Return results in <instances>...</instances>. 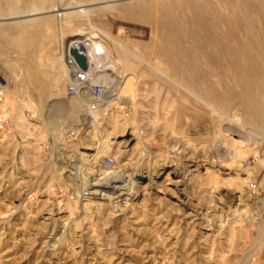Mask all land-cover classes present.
<instances>
[{
	"label": "rangeland",
	"instance_id": "obj_1",
	"mask_svg": "<svg viewBox=\"0 0 264 264\" xmlns=\"http://www.w3.org/2000/svg\"><path fill=\"white\" fill-rule=\"evenodd\" d=\"M246 24L258 39L264 37V0H0V73L15 84L0 103V120L9 117L17 136L0 133V264H264V184L258 185L257 197L248 190L264 173L257 154L264 144L256 138L232 149L233 135L224 130L234 119L243 129L264 136V76H250L253 86L242 91L224 77L225 32L231 30L233 40L247 42ZM20 35L28 37L27 48ZM84 37L102 41L116 75L132 77L126 88L130 93L125 92L129 96L108 111L120 128H111L109 115L102 121L107 155L139 162L138 153L143 152L164 160L179 143L181 156L193 160L212 155L223 165L227 152L222 150L230 148V164L240 176H225L211 166L194 173L187 186L193 199L188 196L185 208L163 182L156 188H165L167 195L148 190L123 215L102 205L82 214L88 199L74 194L78 190L47 156L58 138L37 122L42 106L36 97L38 84L49 99L61 102L67 97L61 56L70 40ZM204 49L212 61L202 54ZM26 101L32 104V118L24 116ZM126 128L142 131L135 147L119 144L127 138L119 137ZM31 134L35 141L29 140ZM218 141L225 148L221 144L215 151ZM80 144L71 141L64 148L86 152ZM244 170L250 176L242 184L245 199L234 218L216 213L222 215L218 227L202 208L222 205L224 183L244 177ZM192 209L202 220L186 217Z\"/></svg>",
	"mask_w": 264,
	"mask_h": 264
},
{
	"label": "bare ground",
	"instance_id": "obj_2",
	"mask_svg": "<svg viewBox=\"0 0 264 264\" xmlns=\"http://www.w3.org/2000/svg\"><path fill=\"white\" fill-rule=\"evenodd\" d=\"M58 11H60V10H58ZM243 33L249 39L247 42H242L240 40H237V41L233 40V33L231 32V30L229 32L227 30L225 32V35H224L225 36L224 37V62H225V64H224V71H225L224 77H226L227 82L229 84H234L236 86V88L240 89L241 91L242 90H249L253 86V82L250 81L251 78H249L250 76H259V75L264 76V37L262 39H258L259 36H257L247 24L244 25ZM80 35H83V33H77L74 36L78 37ZM27 38L28 37H26L24 35H20V37H19V40L23 44L25 43L26 48L28 47V41H27L28 39ZM84 38H87V37H84ZM89 40H91L92 42L85 44V42H84V40H82V38L72 39L69 41V46H70V48L71 47L75 48V50L77 51V53L79 55H81L83 53V54H85V56H87V58L89 56V59L92 61L91 62V65L93 67L92 69L94 70V72L96 74V80L103 82V84L108 83L110 81L109 77L114 75L115 86H118V87L120 86L119 87L120 89L118 91V88H116L115 92H113V91L110 92V94L106 97H111V96H114V97L112 99H109V100L106 99V97H105V99L99 105H102V104L104 105L108 102H109V104H107L106 107L103 109H100L98 107L95 111L88 112V111L84 110V107L82 106V102L80 101V99H77L75 97H70V96H67L65 94L67 97L64 98V100L61 102L57 101V100H52L54 98L49 99V95L47 94L46 90L43 89L44 86L43 87L41 86L42 84L41 85L38 84L39 94L36 97V102L37 103L39 102L42 106L36 120L39 124H41L42 126L45 127L46 132L48 134L56 133V135H57L61 128H66V127L67 128H73L76 126V129L82 130V133H80L81 135H79L80 137L79 138L77 137L75 139V141L79 142V144L81 143L80 145H83V146H80V149H84V150H86V152H84V153L80 152L77 154L76 153H74V154L68 153L66 155V157H67V160L70 162L71 168L67 169L64 172L66 180L72 182L74 187H75L74 189L79 191V193L77 191L74 194H76L77 197H81V199H83V200L88 199L87 202L83 203V208L81 206L82 214H83V212L86 213L87 209L91 210L95 206H101L102 205V206L110 207L111 210L113 212H115L117 215H123L132 207V205H134L136 202H138V200L139 201L144 200L145 194H147L148 190H155V188L158 187L159 185H161V183H163V182H165V186H171L172 187L173 192H175L178 195V199H176V201L179 204H182V206L185 208L187 206L186 203H188V196H191V195L187 194V191H188L187 186L189 185V180L191 179V177L193 178L194 173H199L200 171H206L207 167L211 166L214 168L215 167L219 168V170H221V171L219 172V170H218V172L224 174L225 176H230L231 174L236 175V176H238V175L240 176V174L238 173L239 170L236 169L237 166L234 169V167H232L230 164L232 161L231 160L232 157L228 156V154L230 153L228 149H230V148H227V150L226 149L222 150V151H224V153L227 152V154H225L224 158L220 156L222 153L218 155L221 158H223L222 161L225 162V164H223V165L221 164L223 162L220 163L221 159H220V161H218L219 157H217L218 160L213 159L212 155H211V157H209V156L208 157H202V156L196 157L195 156L196 158H194L193 160L189 159L187 157L185 158L183 155L181 156V154H180V151H182V150H179V145H178L179 143L177 145H174V146L172 145V147L170 146L171 147V148H169L170 153H168V155L166 156V159H164V160L163 159L158 160L160 158L157 159L156 156L149 157V155L147 156L146 153H145V155H142V153H138V156H139L138 159H140L139 162H132L131 159H127V160L122 162L121 160H119L115 157V158H113L114 159L113 165L109 166V167L104 165L103 160H101V161L98 160L99 158L103 159L105 157H111L110 155H107V153H108L107 150L109 147H107L108 144L106 143V134H107V133H105L106 128H104L103 124H102L103 118H105L107 115H109L110 117H112V118H110V120L112 119V122L110 124L111 128L113 130L116 129L117 127L120 128V124L116 120H114L116 115L112 116L111 113L108 114V111L112 109L111 108L112 104L116 105L120 102V98L122 96H125V97L129 96L126 94L127 93L126 91H128V90H126V88H128V86L130 88V82L132 80V77H129V73H128V77H126V79H122L123 77L116 75V73H114V69H113L114 64H113L112 60L110 59V56H109V53H108L106 47H104L103 44L101 43L102 41L98 42V41L92 40V39H89ZM118 45H119V43H118ZM95 49H100L102 51V57H103L102 59L103 60H100L99 57H96L95 60L91 58ZM202 54L206 55V58L209 61H212L213 58L210 56H207V51L205 49L202 51ZM105 60H108V61L105 62ZM63 69H64V74L66 76L64 64H63ZM120 69H121V66H120ZM2 73H0V78L5 83L4 84L5 91L6 92L11 91V93H12L15 90V84L11 79H8V80L5 79L4 75H3L4 73L3 74ZM133 75H135V74H133ZM65 84H66V82H65ZM132 87H134V85ZM6 92H5V94H6ZM122 92H124V93H122ZM23 99H25V98L23 97ZM121 100L123 101V99H121ZM125 101L127 103L130 100H128L126 98ZM133 104H134V102H133ZM23 105L26 107V113H24V116L26 117V119L29 117L32 118L31 114L34 112L32 104L30 102L26 101L23 103ZM10 107H12V106L10 105ZM133 112H134V110H133ZM22 115L23 114H20V113L18 114L17 118L19 121H22ZM100 120H101V122H100ZM228 121H229V123L228 122L226 123L224 130L230 131V133H232L230 135H233V138H231V139L229 138L231 140V146H233L232 149L239 148L240 146L238 145V143H240L242 141H245V142L251 141L252 143H255L256 138H257V140H260L264 144V136L259 135L260 132L257 133V135H256V133L254 131L252 132V131L246 130L247 128L243 129L239 125V123H240L239 120H237L238 122H236L234 119H231ZM122 122H124V121H122ZM112 129H111V131H112ZM129 129H130V127H129ZM131 129H133V128H131ZM110 133H112V132H110ZM218 133L220 134V132H218ZM228 134L229 133H227V135ZM141 135H142L141 130L138 131V129H136V132H135L132 130L129 131L127 129V130H125L124 135L119 136V137H127L126 140L119 142V144H121L122 147H124V148L135 147L137 144L136 136L141 137ZM52 137L53 136H51V138ZM226 137H228V136H226ZM182 139H179V140H182ZM220 141H218V142L220 143ZM189 142L184 143V146H183L184 151H186L185 149L187 147H189V144H190ZM223 142H225V141H223ZM142 144H144V143H142ZM215 144H217V142ZM221 144L225 148V143H224V145H223V143H220V145H216L215 148L213 147L215 149V151H218L219 150L218 148H221ZM53 145H55V142ZM187 149H189V148H187ZM243 149H244V147H243ZM81 151H83V150H81ZM87 151H92L93 153H90ZM209 151H211V150H209ZM70 152H72V151H70ZM257 152H258L257 153L258 155L260 154V156L263 157V158L261 157L262 160L261 159L260 160L264 161V148L260 147L259 149H257ZM184 154H185V152H184ZM196 154L198 156V153H195V155ZM257 154H255V155H257ZM99 155H101V156H99ZM204 155H205V153H204ZM208 155H210V154H208ZM120 157H122V156H120ZM154 157H155V159H154ZM214 157H216V155ZM145 160H146V162H145ZM235 161H237V160H235ZM243 161H246V160H243ZM143 162H145V163H143ZM238 165H240V164H238ZM241 166H242V164H241ZM87 167H89V168L87 169ZM94 167L97 168L95 171L92 170ZM247 170H244V172L242 173L244 175V177L237 178V180L234 183L233 182L232 183H224V189L222 188L223 189L222 191L224 192V193L222 192L223 193L222 195L224 196V202L222 205H219V206L215 205L212 208H208L209 206L202 208V210H204L203 215L210 217L211 220H213L212 222L214 223V225H218V227H219L220 217L222 215L220 213H219V215L218 214L216 215V213H218L220 211H224L223 215L227 216V219L234 218L236 216V210H237L238 206H240L241 200L245 199L243 197L244 196L243 195L244 190H242L245 187L242 188V186H243L242 184H244V182L248 179V177H250L249 171L247 172ZM250 170H251V168H250ZM252 171H253V169H252ZM240 173H241V171H240ZM162 176H164V179H163V181L159 182L158 179L162 178ZM226 181H228V180H225V182ZM262 184H264V173L261 175V179L258 181L257 186L259 185V187H260V186H262ZM219 186L220 185H218V187ZM221 187H222V185H221ZM211 190H212V187H211ZM85 192H86V194H85ZM155 192L161 193L163 195L168 194L165 188H162V191L157 189V190H155ZM249 195H250V193H249ZM192 199H193V197H192ZM258 199H260V198H257V200ZM261 199H263V198H261ZM263 200H262V202H263ZM260 202H261V200H260ZM20 205H22V204L20 203ZM200 205H202V204H200ZM223 208H224V210H223ZM196 209L195 210L192 209L193 211L186 213V217H193L194 220H198V221L202 220V218L198 217V215H200V213H197ZM249 214H251V212ZM257 217H259V216L257 215ZM47 219L54 221V219L51 217H48ZM222 220L223 219L221 218V221ZM167 222H168V220H167ZM169 222H170V220H169ZM195 224H196V222H195ZM208 224H210V223H208ZM223 225L224 224H222L220 226H222V228H223ZM210 227H212V226H210ZM86 231H87V229H86ZM80 234H81V232H80ZM171 236H172V234H171ZM80 239H82V238H80ZM86 244H87V242H86ZM103 247H105V246H103ZM108 251L110 252V249Z\"/></svg>",
	"mask_w": 264,
	"mask_h": 264
},
{
	"label": "built area",
	"instance_id": "obj_3",
	"mask_svg": "<svg viewBox=\"0 0 264 264\" xmlns=\"http://www.w3.org/2000/svg\"><path fill=\"white\" fill-rule=\"evenodd\" d=\"M86 43H91L92 41L88 38H82ZM99 42V41H98ZM96 57H99L100 60H103L102 58V51L100 49H95L94 53L92 55V59L95 60ZM62 60L66 72V84H65V93L67 96L75 97L77 99H80L82 102V106L84 107V110L88 112L95 111L98 107L100 109H103L106 107L108 103L101 104V102L105 99L106 96L110 94V92H115V89L118 88V86H115V80L114 75H112L110 78V81L108 83L100 82L99 80H96V74L94 70L92 69L91 60L89 59V56H85V54L79 55L75 48H70V46H66L64 49V53L62 55ZM108 60H105L107 62ZM110 61V60H109ZM4 82L0 78V103L2 102L4 95H5V88H4ZM114 96L106 97V99H112ZM112 104V103H111ZM116 107L115 104H112ZM111 105V106H112ZM124 116H128V111L124 110L122 112ZM79 131L81 129H76V126L73 128H61L60 131L57 134V142L55 146L51 147V150L47 156L51 161H53L55 164H57L60 169H62L63 173L70 169V162L67 160L66 155L69 153L64 148V143H69L71 141H75L77 135L79 134ZM4 132L6 135H9L10 137L16 138V127L14 123H12L11 119L9 117H4L0 120V133ZM36 137L35 134H31L29 137L30 141H35ZM84 153V152H82ZM92 153V151L90 152ZM142 155H145V153L141 152ZM74 154V153H69ZM77 154V153H76ZM105 166H112L114 159L113 157H105L103 159ZM98 167V166H97ZM89 167H87L88 169ZM97 168H93L92 170L95 171ZM73 170V169H72ZM248 190L250 194L253 196H258V193L260 191L259 187L255 183H251L248 187ZM246 218L258 220V217L254 215H246Z\"/></svg>",
	"mask_w": 264,
	"mask_h": 264
}]
</instances>
